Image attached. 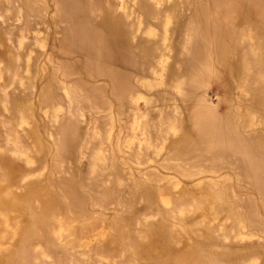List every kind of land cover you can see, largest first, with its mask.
<instances>
[{
  "label": "rangeland",
  "instance_id": "obj_1",
  "mask_svg": "<svg viewBox=\"0 0 264 264\" xmlns=\"http://www.w3.org/2000/svg\"><path fill=\"white\" fill-rule=\"evenodd\" d=\"M0 264H264V0H0Z\"/></svg>",
  "mask_w": 264,
  "mask_h": 264
}]
</instances>
